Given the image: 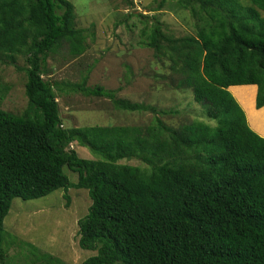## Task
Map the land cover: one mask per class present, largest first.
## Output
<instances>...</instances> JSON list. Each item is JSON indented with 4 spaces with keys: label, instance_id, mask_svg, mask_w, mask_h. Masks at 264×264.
Listing matches in <instances>:
<instances>
[{
    "label": "trees",
    "instance_id": "trees-1",
    "mask_svg": "<svg viewBox=\"0 0 264 264\" xmlns=\"http://www.w3.org/2000/svg\"><path fill=\"white\" fill-rule=\"evenodd\" d=\"M173 1L195 19L196 35L175 37L156 18L142 45L169 64L177 89L192 90L215 127L198 120L171 127L156 116L146 127L65 128L61 84L44 75L64 46L73 58L85 55L88 31L69 0H0V63L25 73L28 98L21 115L0 107L1 263L13 200L75 188L92 200L79 246L96 255L82 264H264V138L230 91L257 86L256 109L264 108V0ZM71 89L118 110L158 112L86 78ZM73 143L95 159H82ZM133 160L143 166L121 164Z\"/></svg>",
    "mask_w": 264,
    "mask_h": 264
},
{
    "label": "rangeland",
    "instance_id": "rangeland-1",
    "mask_svg": "<svg viewBox=\"0 0 264 264\" xmlns=\"http://www.w3.org/2000/svg\"><path fill=\"white\" fill-rule=\"evenodd\" d=\"M69 1L75 6L78 28L88 31L89 49L85 55L73 58L64 46L65 49L49 58L44 75L46 81L61 84L62 90L56 93L65 128L146 127L156 116L171 127L195 120L216 126V122L206 116L204 107L194 101L192 90L177 89L179 78L171 73L169 64L142 45L156 18L175 37L196 35L197 23L189 11L178 7L173 0H168L161 12L154 11L161 0ZM19 66H26L23 58ZM85 78L90 87L114 90L117 100L152 105L158 112L155 115L118 110L109 99L75 93L71 86L82 83ZM26 83L25 73L0 63V107L3 110L17 115L24 113L28 108ZM255 89L256 86H242L230 91L262 132L264 111H255ZM70 149L82 159H95L88 148L77 143ZM121 164L143 166L135 160ZM64 172L72 184H77V174L67 168ZM91 205L89 192L75 188L67 193L59 189L38 200L14 199L4 222L5 259L0 264H82L95 256L96 252L79 246V221L89 214ZM25 244L33 245L36 250ZM46 256L52 260L43 259Z\"/></svg>",
    "mask_w": 264,
    "mask_h": 264
},
{
    "label": "crops",
    "instance_id": "crops-1",
    "mask_svg": "<svg viewBox=\"0 0 264 264\" xmlns=\"http://www.w3.org/2000/svg\"><path fill=\"white\" fill-rule=\"evenodd\" d=\"M239 87H242V86H239ZM246 87H249V86H246ZM255 111H264V108H262V109H260V110H257L256 109V97H257V93H258V87L256 86V89H255ZM236 98V97H235ZM237 99V98H236ZM239 102V101H238ZM241 105V104H240ZM244 109V108H243ZM245 110V109H244ZM245 112H246V115H247V119H248V122H249V125H250V127L257 133V134H259L261 137H263L264 138V130H262V132L261 131H259L258 129H257V127L253 124V122L250 120V118H249V116H248V113H247V111L245 110Z\"/></svg>",
    "mask_w": 264,
    "mask_h": 264
},
{
    "label": "bare ground",
    "instance_id": "bare-ground-1",
    "mask_svg": "<svg viewBox=\"0 0 264 264\" xmlns=\"http://www.w3.org/2000/svg\"><path fill=\"white\" fill-rule=\"evenodd\" d=\"M245 94H246V93H245ZM247 103H248V102H247ZM251 103H252V102H251ZM251 103H250V104H251Z\"/></svg>",
    "mask_w": 264,
    "mask_h": 264
}]
</instances>
